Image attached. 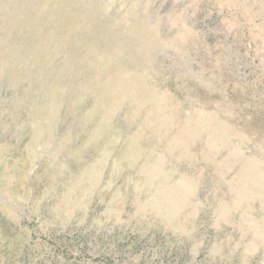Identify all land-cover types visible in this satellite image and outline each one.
Segmentation results:
<instances>
[{"label":"rangeland","instance_id":"374dc122","mask_svg":"<svg viewBox=\"0 0 264 264\" xmlns=\"http://www.w3.org/2000/svg\"><path fill=\"white\" fill-rule=\"evenodd\" d=\"M0 264H264V0H0Z\"/></svg>","mask_w":264,"mask_h":264}]
</instances>
